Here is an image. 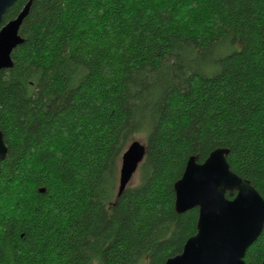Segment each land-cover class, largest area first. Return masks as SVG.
I'll use <instances>...</instances> for the list:
<instances>
[{"label": "trees", "instance_id": "1", "mask_svg": "<svg viewBox=\"0 0 264 264\" xmlns=\"http://www.w3.org/2000/svg\"><path fill=\"white\" fill-rule=\"evenodd\" d=\"M29 1L0 70V264H165L198 219L174 183L217 148L264 199V0H16L1 26Z\"/></svg>", "mask_w": 264, "mask_h": 264}, {"label": "water", "instance_id": "2", "mask_svg": "<svg viewBox=\"0 0 264 264\" xmlns=\"http://www.w3.org/2000/svg\"><path fill=\"white\" fill-rule=\"evenodd\" d=\"M16 0H0V26ZM29 1L18 16L0 28V70L13 66L12 53L24 42L20 27L28 15ZM229 150L217 148L199 163L191 156L174 183L175 211L183 214L198 209L196 234L186 240L180 254L165 264H245L247 249L264 228V199L250 181L240 178L227 162ZM7 146L0 130V161ZM145 155V145L132 141L120 158L117 196L136 173ZM227 193L232 197L228 198ZM264 264V259L261 262Z\"/></svg>", "mask_w": 264, "mask_h": 264}, {"label": "rangeland", "instance_id": "3", "mask_svg": "<svg viewBox=\"0 0 264 264\" xmlns=\"http://www.w3.org/2000/svg\"><path fill=\"white\" fill-rule=\"evenodd\" d=\"M236 49H238V47H236ZM132 139L137 140V141H139V142L142 143V144L145 143V136H144V134H136V135L133 136ZM134 140H133V141H134ZM117 168H118V167H117ZM119 168H120V161H119ZM118 171H119V169H118ZM118 174H119V172H118ZM137 181H138V172L136 171V173H135L134 176L132 177V179H131L129 185H130V186H131V185H134V184L137 183Z\"/></svg>", "mask_w": 264, "mask_h": 264}]
</instances>
